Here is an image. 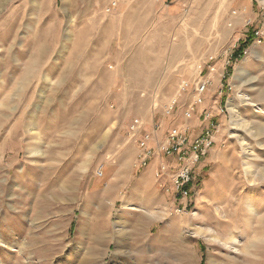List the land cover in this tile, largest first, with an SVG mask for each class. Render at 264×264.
Segmentation results:
<instances>
[{
  "label": "rangeland",
  "instance_id": "rangeland-1",
  "mask_svg": "<svg viewBox=\"0 0 264 264\" xmlns=\"http://www.w3.org/2000/svg\"><path fill=\"white\" fill-rule=\"evenodd\" d=\"M206 112L181 200L158 144ZM0 264H264V0H0Z\"/></svg>",
  "mask_w": 264,
  "mask_h": 264
},
{
  "label": "built area",
  "instance_id": "built-area-1",
  "mask_svg": "<svg viewBox=\"0 0 264 264\" xmlns=\"http://www.w3.org/2000/svg\"><path fill=\"white\" fill-rule=\"evenodd\" d=\"M209 72H214V69L210 68ZM201 74H203V71L199 72L200 76ZM208 86V80L199 81L195 85V101L185 112V119H191L195 113V107L202 104L203 95L207 91ZM187 88L188 84H182L181 91H185ZM141 129L142 124L140 121L134 120L129 128V132L138 146V168H146L154 156V152L149 147V144L154 140L158 129L149 134H141ZM211 129H215V125L209 126L202 134L190 138L187 134V129L174 128L168 133L165 142L158 144L157 153L159 156L160 154L167 157L176 156L177 161L180 162V166L172 175L167 173L165 164L159 165L155 173V180L156 185L161 190L169 192L168 185H170L175 198L181 200H186L191 195L190 187L193 181V167L201 158L208 154L213 145Z\"/></svg>",
  "mask_w": 264,
  "mask_h": 264
},
{
  "label": "trees",
  "instance_id": "trees-1",
  "mask_svg": "<svg viewBox=\"0 0 264 264\" xmlns=\"http://www.w3.org/2000/svg\"><path fill=\"white\" fill-rule=\"evenodd\" d=\"M250 33H251L250 36H247L248 37L247 40L239 45L237 51L232 56V59L237 60L238 58H240L243 52L249 47V45H251L254 39L255 32H250Z\"/></svg>",
  "mask_w": 264,
  "mask_h": 264
},
{
  "label": "crops",
  "instance_id": "crops-1",
  "mask_svg": "<svg viewBox=\"0 0 264 264\" xmlns=\"http://www.w3.org/2000/svg\"><path fill=\"white\" fill-rule=\"evenodd\" d=\"M205 116H206V119H207V123H206V127L208 128L209 126H211V125H215V124H217L218 125V123L216 122V121H214V122H212V123H209V121H210V116H211V114L209 113V112H206L205 113ZM217 125H215V126H217Z\"/></svg>",
  "mask_w": 264,
  "mask_h": 264
},
{
  "label": "bare ground",
  "instance_id": "bare-ground-1",
  "mask_svg": "<svg viewBox=\"0 0 264 264\" xmlns=\"http://www.w3.org/2000/svg\"><path fill=\"white\" fill-rule=\"evenodd\" d=\"M236 117H237V115H236ZM234 241V240H233Z\"/></svg>",
  "mask_w": 264,
  "mask_h": 264
}]
</instances>
